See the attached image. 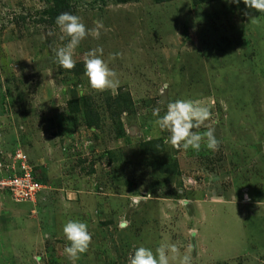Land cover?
Returning <instances> with one entry per match:
<instances>
[{
    "label": "rangeland",
    "instance_id": "1",
    "mask_svg": "<svg viewBox=\"0 0 264 264\" xmlns=\"http://www.w3.org/2000/svg\"><path fill=\"white\" fill-rule=\"evenodd\" d=\"M121 1L69 0L91 32L65 69L53 0H0V161L19 146L45 186L35 203L1 204L0 264H128L136 247L166 244L179 250L169 264H264V12L243 0ZM100 49L115 95L85 75ZM177 99L209 107L192 131L213 127L216 151L166 142L154 110ZM159 139L162 152L143 153ZM69 219L92 234L76 261L64 252Z\"/></svg>",
    "mask_w": 264,
    "mask_h": 264
},
{
    "label": "clouds",
    "instance_id": "2",
    "mask_svg": "<svg viewBox=\"0 0 264 264\" xmlns=\"http://www.w3.org/2000/svg\"><path fill=\"white\" fill-rule=\"evenodd\" d=\"M231 3L240 4L241 0H230ZM243 3L250 9L264 12V0H243ZM56 24L62 33H65L70 39L68 43L57 49H54L55 60L65 68L72 69L75 67L73 53L91 30L87 29L81 18L69 12H63L56 17ZM98 36L99 33L96 32ZM100 50H92L88 54V58L84 62L85 75L88 78V84L91 89L104 91L109 89L112 94H117L120 81L117 73L109 68L108 64L103 60L97 52ZM159 109L154 110L158 119L156 125L162 130H167L170 135L166 138V142L173 148L182 150H193L199 152L202 143L209 151H216L221 141L215 135L213 127H207L203 133L194 132L192 129L199 128L204 125L211 117L209 107L198 100L193 99H177L167 104V110L163 116H159ZM18 147V146H17ZM16 147V148H17ZM15 148V149H16ZM140 195L133 198L131 203L138 205L140 203ZM249 197L245 196V200ZM184 204L188 201L184 200ZM121 228L127 227V221H121ZM65 239L69 242L64 252L67 257L76 261L80 255L85 253L90 245L92 234L88 229V225L78 219H69L64 223L62 228ZM192 237L198 235V230L193 227L189 230ZM179 250L175 244L161 245L153 251L152 248L139 246L136 247L133 254L129 257L128 264H169L170 254H175ZM39 260V257H37ZM180 264H192L190 254L180 257Z\"/></svg>",
    "mask_w": 264,
    "mask_h": 264
},
{
    "label": "built area",
    "instance_id": "3",
    "mask_svg": "<svg viewBox=\"0 0 264 264\" xmlns=\"http://www.w3.org/2000/svg\"><path fill=\"white\" fill-rule=\"evenodd\" d=\"M12 161H0V191L10 193L16 204L35 203L45 186L39 182L28 155L19 146L12 152Z\"/></svg>",
    "mask_w": 264,
    "mask_h": 264
},
{
    "label": "trees",
    "instance_id": "4",
    "mask_svg": "<svg viewBox=\"0 0 264 264\" xmlns=\"http://www.w3.org/2000/svg\"><path fill=\"white\" fill-rule=\"evenodd\" d=\"M127 0H122L121 2H125ZM156 3H166L174 0H154ZM194 4H199L202 2H210L215 0H193ZM54 7L49 9V14L57 17L59 14L63 12H69L74 14L76 12V7L70 4L69 0H53ZM74 111H78L77 109L73 108ZM90 114V113H88ZM87 114V115H88ZM92 116V114H90ZM164 150V146L162 143V140H154V141H147L144 144H142V151L145 154H156L159 152H162Z\"/></svg>",
    "mask_w": 264,
    "mask_h": 264
},
{
    "label": "crops",
    "instance_id": "5",
    "mask_svg": "<svg viewBox=\"0 0 264 264\" xmlns=\"http://www.w3.org/2000/svg\"><path fill=\"white\" fill-rule=\"evenodd\" d=\"M4 177V173H0V178H3ZM44 191V190H43ZM42 191V192H43ZM41 192V193H42ZM11 200L12 201V198H11V195H10V193L9 192H7V191H0V206H1V204H3V203H8V201L7 200ZM38 199H40V197H38ZM38 199H37V201H38ZM2 201H5V202H2ZM36 201V202H37ZM13 202V201H12ZM16 204V203H15ZM17 205H21V204H17ZM5 240H7V238L5 239Z\"/></svg>",
    "mask_w": 264,
    "mask_h": 264
}]
</instances>
